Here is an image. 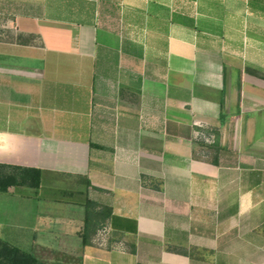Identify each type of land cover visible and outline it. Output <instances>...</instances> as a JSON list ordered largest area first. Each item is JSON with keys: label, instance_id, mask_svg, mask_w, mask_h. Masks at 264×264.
<instances>
[{"label": "crops", "instance_id": "1", "mask_svg": "<svg viewBox=\"0 0 264 264\" xmlns=\"http://www.w3.org/2000/svg\"><path fill=\"white\" fill-rule=\"evenodd\" d=\"M0 164L90 181L83 264H264V0H0Z\"/></svg>", "mask_w": 264, "mask_h": 264}, {"label": "rangeland", "instance_id": "2", "mask_svg": "<svg viewBox=\"0 0 264 264\" xmlns=\"http://www.w3.org/2000/svg\"><path fill=\"white\" fill-rule=\"evenodd\" d=\"M75 184L74 178L52 175L48 177V183L47 178L43 179L40 191L19 186L0 193V237L13 245L16 242L27 250L38 245L78 256L79 247L82 246L79 233L84 225L85 208L77 203L75 197H70V193L75 192ZM60 191L66 192V195L59 194L62 202L52 203L47 200L49 202L43 203L42 197ZM41 216L49 224L48 229L38 233L32 226L36 218ZM98 233L105 238V227ZM40 240L46 246L38 244Z\"/></svg>", "mask_w": 264, "mask_h": 264}, {"label": "trees", "instance_id": "3", "mask_svg": "<svg viewBox=\"0 0 264 264\" xmlns=\"http://www.w3.org/2000/svg\"><path fill=\"white\" fill-rule=\"evenodd\" d=\"M7 170L10 171L7 172ZM42 176L41 170L0 164V193H6L10 187L19 186L40 191L43 188ZM75 180V192L70 193V197H75L77 203L85 208L84 225L79 237L82 246L87 247L92 244V240L98 232L106 227L112 210L89 198L91 183L87 178L77 176ZM59 194L66 195V192L48 193L42 199H48L46 198L48 196L50 201L62 202ZM130 251L135 254V246H132ZM0 264H83V259L74 254L54 251L38 245H33L27 250L16 242L13 245L0 237Z\"/></svg>", "mask_w": 264, "mask_h": 264}]
</instances>
